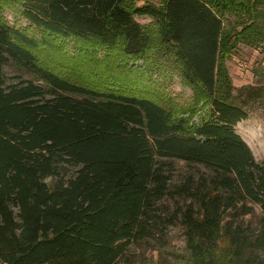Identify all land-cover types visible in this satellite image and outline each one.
<instances>
[{"label":"trees","instance_id":"1","mask_svg":"<svg viewBox=\"0 0 264 264\" xmlns=\"http://www.w3.org/2000/svg\"><path fill=\"white\" fill-rule=\"evenodd\" d=\"M15 4L43 32L135 59L148 46L135 16L151 17L207 113L191 122L151 97L60 75L38 61L35 38L0 19V264H127L131 248L164 240L163 219L181 221L187 264H264V160L235 131L247 88L233 93L223 65L243 39L264 42V0ZM176 160L207 171L176 182ZM253 206L260 217L246 221Z\"/></svg>","mask_w":264,"mask_h":264},{"label":"rangeland","instance_id":"2","mask_svg":"<svg viewBox=\"0 0 264 264\" xmlns=\"http://www.w3.org/2000/svg\"><path fill=\"white\" fill-rule=\"evenodd\" d=\"M158 4L160 0H149ZM16 0H0V19L17 24L21 30L37 40L33 48L38 61L60 75L95 87H112L127 93L151 97L172 107L177 115L183 114L191 122L199 120L198 115L207 113V96L202 90L187 84L172 68L168 45L157 33L156 25L149 16H135L143 24L148 35L145 58L135 59L120 54L119 48L106 50L91 41L75 38H61L43 32L17 14ZM223 65L234 87L233 93L246 87L245 98L248 117L239 121L235 131L249 145L257 161L264 160V42L251 45L243 39L229 51ZM3 72L14 78L21 73L14 67L6 66ZM23 76H26L23 74ZM261 94V95H260ZM192 109L194 114L185 113ZM201 112V113H200ZM176 182H181L189 173L195 176L207 169L196 162L176 160ZM49 180V179H48ZM179 203L168 200L169 208L163 209V217ZM252 214H245L246 221H257L260 210L253 206ZM166 237L161 243L147 247L131 248L127 264H187L185 238L180 220L168 223L163 219Z\"/></svg>","mask_w":264,"mask_h":264}]
</instances>
